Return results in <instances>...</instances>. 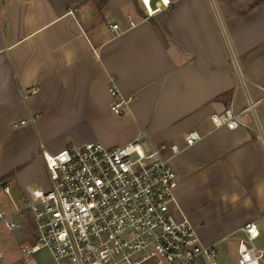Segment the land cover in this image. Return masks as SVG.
<instances>
[{
    "label": "crops",
    "instance_id": "obj_1",
    "mask_svg": "<svg viewBox=\"0 0 264 264\" xmlns=\"http://www.w3.org/2000/svg\"><path fill=\"white\" fill-rule=\"evenodd\" d=\"M171 1L155 10L150 0L147 16L139 0H0V211L22 222L13 242L33 243L32 219L17 210L50 187L45 152L141 137L184 146L195 129L202 139L171 159L177 215L220 264H238L241 240L264 254V141L255 127L215 129L210 119L250 95L264 129V3ZM112 87L131 97L122 113ZM252 221L259 235L249 242ZM11 248L0 237V264ZM42 250L50 254L21 253L24 262Z\"/></svg>",
    "mask_w": 264,
    "mask_h": 264
},
{
    "label": "built area",
    "instance_id": "obj_2",
    "mask_svg": "<svg viewBox=\"0 0 264 264\" xmlns=\"http://www.w3.org/2000/svg\"><path fill=\"white\" fill-rule=\"evenodd\" d=\"M139 1L151 16L150 0ZM159 1L161 6L155 10L172 4ZM110 29L117 33L119 26L110 24ZM233 64L239 69L235 59ZM111 93L114 111L122 113L131 97L114 87ZM260 102L248 95L242 110L230 107L213 113V128L255 127L264 141ZM201 139V133L193 129L184 146L141 137L114 148L93 141L45 152L50 187L35 191L33 199L17 210L24 221L29 215L33 222L34 241L22 247L25 259L47 249L58 264H220L217 248L204 244L191 221L178 216L175 209L178 178L171 159ZM4 189L8 193V187ZM21 224L0 211V225L17 229ZM244 230L249 242L259 235L254 221ZM237 263L264 264V254L241 240Z\"/></svg>",
    "mask_w": 264,
    "mask_h": 264
},
{
    "label": "rangeland",
    "instance_id": "obj_3",
    "mask_svg": "<svg viewBox=\"0 0 264 264\" xmlns=\"http://www.w3.org/2000/svg\"><path fill=\"white\" fill-rule=\"evenodd\" d=\"M0 196H2V198H4L5 200H8L7 195L4 194L3 188L0 189ZM9 230L11 232L16 229H7L4 225H0L1 239H3L4 242L8 244V246H11L12 247L11 249H15L14 250L15 255H12V256L10 255L5 260V263H8V264H56L53 258L51 257V255L46 250H42L41 252H39L40 261L37 258H34L35 255H33L30 261L24 262V259L22 258V255H21L22 252L20 248L21 247L20 245L24 246V243L23 242L22 243L13 242V239L10 237V234L8 233ZM28 240H31L32 242L34 241L33 234L32 236L28 238Z\"/></svg>",
    "mask_w": 264,
    "mask_h": 264
},
{
    "label": "trees",
    "instance_id": "obj_4",
    "mask_svg": "<svg viewBox=\"0 0 264 264\" xmlns=\"http://www.w3.org/2000/svg\"><path fill=\"white\" fill-rule=\"evenodd\" d=\"M104 1H105V0H104ZM259 1L264 3V0H259Z\"/></svg>",
    "mask_w": 264,
    "mask_h": 264
}]
</instances>
